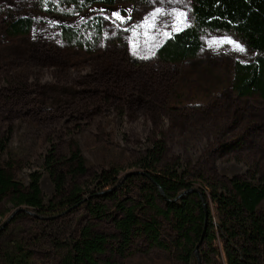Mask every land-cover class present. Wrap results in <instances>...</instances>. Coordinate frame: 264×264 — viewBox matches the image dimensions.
I'll use <instances>...</instances> for the list:
<instances>
[{"label": "rangeland", "instance_id": "1", "mask_svg": "<svg viewBox=\"0 0 264 264\" xmlns=\"http://www.w3.org/2000/svg\"><path fill=\"white\" fill-rule=\"evenodd\" d=\"M5 11L30 15L34 24L17 37L0 28V142L7 152L2 159H22V181L39 174L45 203L55 197L50 162L67 157L71 147L86 162V173L75 179L84 191L98 188L111 167L127 181L156 144L165 163H178L177 170L188 174L192 188L208 192L207 181L264 178V99L239 97L231 85L234 63L264 52L234 34L203 30V48L194 58L169 63L155 57L167 36L192 24L190 0H116L91 13L84 0H0V13ZM96 14L103 20L99 36L89 23ZM61 25L81 30L91 56L78 63L65 59L69 46ZM18 208L24 207L9 198L0 206V264L13 239L31 250L34 264H58L53 241L69 235L83 212L52 220ZM258 210L264 215V201ZM99 228L113 231L107 220ZM214 246L223 261L221 241ZM131 250L132 259L108 252L101 263L183 264L147 241L138 240Z\"/></svg>", "mask_w": 264, "mask_h": 264}, {"label": "trees", "instance_id": "2", "mask_svg": "<svg viewBox=\"0 0 264 264\" xmlns=\"http://www.w3.org/2000/svg\"><path fill=\"white\" fill-rule=\"evenodd\" d=\"M190 1L192 24L167 36L155 49L157 59L182 63L194 58L203 48V30L234 34L250 49L264 52V0ZM115 5L116 0H84L90 13ZM102 21L101 14L89 21L97 36L103 31ZM33 24L30 15L0 13V28L8 37L29 34ZM60 32L69 46L67 61L78 63L91 56L92 48L79 28L61 25ZM231 85L239 97L264 99V55L236 61ZM5 148L0 142V206L9 198L15 207H24L18 212L52 220L83 212L69 235L53 241L58 264H102L101 256L108 252L132 259L131 248L138 240L171 251L183 264H264V215L258 210L264 201V178L207 181L208 192L192 188L188 174L177 170L178 163H165L156 144L138 160L140 170L131 172L127 181L111 167L98 188L84 191L75 179L86 173V162L79 148L71 147L67 157L50 162L55 197L45 203L39 174L31 173L22 181L18 174L22 159L11 155L2 159ZM106 220L113 231L99 228ZM164 227L169 233L163 234ZM217 239L223 261L214 246ZM2 253L5 264H34L31 250L19 239L10 240Z\"/></svg>", "mask_w": 264, "mask_h": 264}, {"label": "snow or ice", "instance_id": "3", "mask_svg": "<svg viewBox=\"0 0 264 264\" xmlns=\"http://www.w3.org/2000/svg\"><path fill=\"white\" fill-rule=\"evenodd\" d=\"M157 11H159V10H157ZM178 15L179 16H183L184 15V13H178ZM117 18L119 19L120 17L117 15ZM225 42H227V43H234L233 41H225ZM236 48L237 49H239L240 51H243V48H241L239 45H236Z\"/></svg>", "mask_w": 264, "mask_h": 264}, {"label": "water", "instance_id": "4", "mask_svg": "<svg viewBox=\"0 0 264 264\" xmlns=\"http://www.w3.org/2000/svg\"><path fill=\"white\" fill-rule=\"evenodd\" d=\"M196 254H197V251H196ZM198 256V255H197ZM198 258V257H197ZM198 264H199V261H198Z\"/></svg>", "mask_w": 264, "mask_h": 264}]
</instances>
